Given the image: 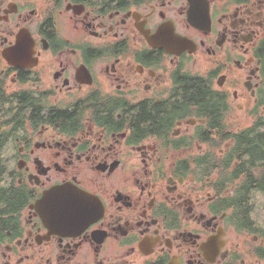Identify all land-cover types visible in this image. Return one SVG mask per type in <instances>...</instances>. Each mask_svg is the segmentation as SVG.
<instances>
[{
  "label": "flooded vegetation",
  "instance_id": "obj_1",
  "mask_svg": "<svg viewBox=\"0 0 264 264\" xmlns=\"http://www.w3.org/2000/svg\"><path fill=\"white\" fill-rule=\"evenodd\" d=\"M259 135L264 0H0V264H264Z\"/></svg>",
  "mask_w": 264,
  "mask_h": 264
},
{
  "label": "trees",
  "instance_id": "obj_2",
  "mask_svg": "<svg viewBox=\"0 0 264 264\" xmlns=\"http://www.w3.org/2000/svg\"><path fill=\"white\" fill-rule=\"evenodd\" d=\"M243 145L245 146V144ZM252 147L250 146L251 149L248 151V167L250 168V174L247 176L244 182V188L247 193L253 188H258L259 190L264 191V135L255 137L252 141ZM250 175H252V181L250 184H248ZM251 193L252 192H249L250 196Z\"/></svg>",
  "mask_w": 264,
  "mask_h": 264
},
{
  "label": "rangeland",
  "instance_id": "obj_3",
  "mask_svg": "<svg viewBox=\"0 0 264 264\" xmlns=\"http://www.w3.org/2000/svg\"><path fill=\"white\" fill-rule=\"evenodd\" d=\"M256 197V198H255ZM255 203L257 205V210L254 211V216L258 219H264V197L255 195Z\"/></svg>",
  "mask_w": 264,
  "mask_h": 264
}]
</instances>
